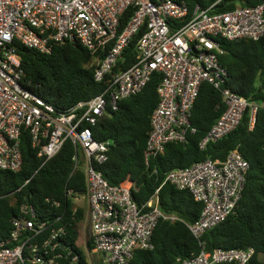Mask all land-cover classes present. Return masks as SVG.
<instances>
[{"label": "built area", "instance_id": "built-area-1", "mask_svg": "<svg viewBox=\"0 0 264 264\" xmlns=\"http://www.w3.org/2000/svg\"><path fill=\"white\" fill-rule=\"evenodd\" d=\"M220 1L208 9L196 6L190 14L184 0H0V171H20L24 133L41 166L65 142L74 147L61 199L42 197L39 207L27 199L19 204L8 236L0 240V264H132L136 250L153 249L152 236L160 220L179 221L160 211L159 188L138 204L132 196L135 184L130 188L108 184L98 166L107 161L110 141H97L93 127L105 114L117 111L121 101L142 92L155 74L161 79L143 151L146 167L168 144L186 143L195 134L191 112L205 83L221 93L225 110L200 141V149L234 131L247 108L253 127L264 101L248 102L225 87L228 74L219 62L217 40L264 37V4L209 13ZM130 9L133 14L120 30L121 17ZM139 31L135 61L118 67ZM15 42L46 55L62 44L80 45L95 56L103 53L94 81L105 83V90L67 110H56L23 88ZM248 168L234 150L222 162L205 160L166 174L165 183L189 192L202 205L198 219L187 225L196 239L232 214ZM79 169L84 173L83 196L68 186ZM76 224L79 236L74 240L71 231ZM253 255L252 248L215 250L211 255L201 248L182 264H248Z\"/></svg>", "mask_w": 264, "mask_h": 264}, {"label": "trees", "instance_id": "trees-1", "mask_svg": "<svg viewBox=\"0 0 264 264\" xmlns=\"http://www.w3.org/2000/svg\"><path fill=\"white\" fill-rule=\"evenodd\" d=\"M184 1L191 14L196 6L208 9L217 0ZM259 4H264V0H221L209 13ZM132 14L131 9L124 13L120 30ZM141 33L139 31L132 38L118 67L125 68L135 61V44ZM217 41L222 51L218 55L219 62L228 74L225 87L248 102L260 104L264 101V37L257 41ZM14 47L24 73L21 81L23 88L58 111L67 110L105 90V83L94 81L97 62L104 57L103 53L92 55L77 44L54 46L48 55L19 42H15ZM160 79L159 74L153 75L142 92L121 101L117 111L105 114L93 127V136L97 141H110L107 161L98 166L108 184L128 188L135 184L132 196L138 204L148 201L159 188L160 211L179 219L173 223L160 220L152 236L153 249L136 250L131 263L182 264V261L198 254L201 248L208 255L215 250L252 248L254 255L248 264H264L260 260L264 257V109H258L253 127H250L251 115L247 108L234 131L200 149V141L225 110L221 93L205 83L200 88L191 112L195 134L189 136L186 143L168 144L163 154L152 159L150 166L146 167L143 151L150 129V116L158 103L156 88ZM20 150V171H0V240L8 236L10 219L24 199L38 207L42 197L61 199L63 186L72 171L74 147L70 141L65 142L60 152L43 166L42 160L37 158V150L31 146L25 133L20 139ZM234 150L249 165L241 198L226 221L196 239L187 225L198 219L202 205L194 201L189 192L165 183V176L172 170L187 168L205 160L222 162ZM68 186L75 192L85 190L82 169L71 176ZM82 213L79 210L78 218L82 217ZM77 229L76 224L71 231L74 240L79 236Z\"/></svg>", "mask_w": 264, "mask_h": 264}, {"label": "water", "instance_id": "water-1", "mask_svg": "<svg viewBox=\"0 0 264 264\" xmlns=\"http://www.w3.org/2000/svg\"><path fill=\"white\" fill-rule=\"evenodd\" d=\"M78 195H84V191H80V192H78Z\"/></svg>", "mask_w": 264, "mask_h": 264}, {"label": "crops", "instance_id": "crops-1", "mask_svg": "<svg viewBox=\"0 0 264 264\" xmlns=\"http://www.w3.org/2000/svg\"><path fill=\"white\" fill-rule=\"evenodd\" d=\"M260 260H261V262H263V263H264V257H261V258H260Z\"/></svg>", "mask_w": 264, "mask_h": 264}, {"label": "rangeland", "instance_id": "rangeland-1", "mask_svg": "<svg viewBox=\"0 0 264 264\" xmlns=\"http://www.w3.org/2000/svg\"><path fill=\"white\" fill-rule=\"evenodd\" d=\"M82 203H85V199H82Z\"/></svg>", "mask_w": 264, "mask_h": 264}]
</instances>
